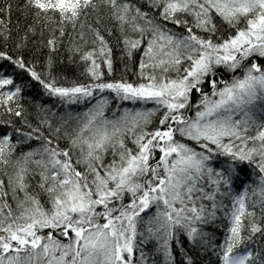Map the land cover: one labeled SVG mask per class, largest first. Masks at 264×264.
I'll return each mask as SVG.
<instances>
[{"label":"snow or ice","instance_id":"obj_1","mask_svg":"<svg viewBox=\"0 0 264 264\" xmlns=\"http://www.w3.org/2000/svg\"><path fill=\"white\" fill-rule=\"evenodd\" d=\"M0 264H264V0H0Z\"/></svg>","mask_w":264,"mask_h":264},{"label":"trees","instance_id":"obj_2","mask_svg":"<svg viewBox=\"0 0 264 264\" xmlns=\"http://www.w3.org/2000/svg\"><path fill=\"white\" fill-rule=\"evenodd\" d=\"M13 20H15V15L13 16ZM117 66H119V65H117ZM46 102H47V101H46ZM126 106H127V107H133V105H132L131 102H127ZM139 106H140V105H136V107H139ZM151 106H152L151 103L145 105V107H151ZM82 108H83V106H80V105L73 106L74 111H81Z\"/></svg>","mask_w":264,"mask_h":264}]
</instances>
